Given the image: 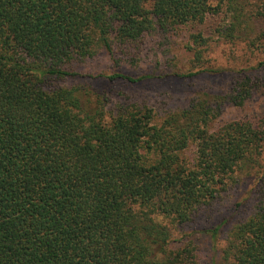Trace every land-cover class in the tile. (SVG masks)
<instances>
[{"label": "trees", "instance_id": "obj_1", "mask_svg": "<svg viewBox=\"0 0 264 264\" xmlns=\"http://www.w3.org/2000/svg\"><path fill=\"white\" fill-rule=\"evenodd\" d=\"M250 3L264 6L0 0V264H201L192 242L172 247L161 221H194L264 154V117L215 125L227 106L242 108L264 88V30L245 20ZM224 9L233 15L217 37L244 41L263 59L260 73L242 74L222 96H194L156 122L151 108L135 104L107 117L105 100L62 85L116 46L153 37L162 48L183 32L200 67L212 41L201 28ZM222 253L232 264H264V178L253 211L229 231Z\"/></svg>", "mask_w": 264, "mask_h": 264}, {"label": "rangeland", "instance_id": "obj_2", "mask_svg": "<svg viewBox=\"0 0 264 264\" xmlns=\"http://www.w3.org/2000/svg\"><path fill=\"white\" fill-rule=\"evenodd\" d=\"M243 10L251 28L257 32L264 30V6L261 3L247 4ZM226 13L224 9L220 16L210 19L201 28L212 41L200 67H194V54L187 49L191 45L189 32H183L162 48L153 37L146 38L139 47L123 49L116 46L113 55L103 52L94 61L83 65L75 78L62 82V85L88 91L95 101L105 100L107 117L116 115L121 106L135 104L151 108L156 122L171 111L186 106L194 96H222L232 89L242 74L260 73L257 66L263 59L260 52L244 41L225 42L217 37L218 25L232 18V12ZM167 49L170 56L166 55ZM198 71L202 73L188 76ZM115 73L147 79L136 84L121 79L109 80L108 77ZM263 117L264 88L255 92L242 108L227 106L215 125L239 119L256 121ZM263 178L264 154L259 163L236 172L225 191L209 206L200 209L194 221L183 226L161 221L171 229L172 247L192 242L198 247L201 264H232L222 253L226 238L234 225L250 216Z\"/></svg>", "mask_w": 264, "mask_h": 264}]
</instances>
